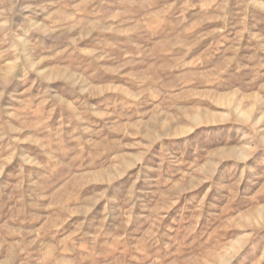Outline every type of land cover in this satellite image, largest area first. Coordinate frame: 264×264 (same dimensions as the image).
Returning a JSON list of instances; mask_svg holds the SVG:
<instances>
[{
	"label": "rangeland",
	"instance_id": "374dc122",
	"mask_svg": "<svg viewBox=\"0 0 264 264\" xmlns=\"http://www.w3.org/2000/svg\"><path fill=\"white\" fill-rule=\"evenodd\" d=\"M0 264H264V0H0Z\"/></svg>",
	"mask_w": 264,
	"mask_h": 264
}]
</instances>
